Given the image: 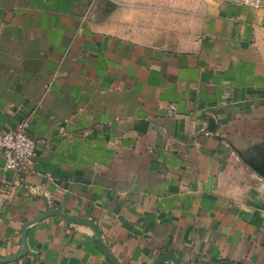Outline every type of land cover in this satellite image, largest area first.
<instances>
[{"label": "crops", "instance_id": "crops-1", "mask_svg": "<svg viewBox=\"0 0 264 264\" xmlns=\"http://www.w3.org/2000/svg\"><path fill=\"white\" fill-rule=\"evenodd\" d=\"M146 10L160 34L111 0H0V132L37 143L26 175L0 149L3 264H111L50 211L121 264H264V2Z\"/></svg>", "mask_w": 264, "mask_h": 264}, {"label": "built area", "instance_id": "built-area-1", "mask_svg": "<svg viewBox=\"0 0 264 264\" xmlns=\"http://www.w3.org/2000/svg\"><path fill=\"white\" fill-rule=\"evenodd\" d=\"M29 128V120H23L15 128L0 132L5 170L24 175L34 170L37 143Z\"/></svg>", "mask_w": 264, "mask_h": 264}, {"label": "rangeland", "instance_id": "rangeland-1", "mask_svg": "<svg viewBox=\"0 0 264 264\" xmlns=\"http://www.w3.org/2000/svg\"><path fill=\"white\" fill-rule=\"evenodd\" d=\"M112 2L120 3L122 6V16H121V31L125 34L133 33L134 26L130 23V20H134L135 18L138 19V23H140V29L142 32L146 30L152 29L153 35L160 34L161 29L163 26L161 24L164 22L160 17H156L155 15H159V12L157 13H150L146 10L147 7L153 6L154 4H163L166 3L168 0H111ZM203 1V0H202ZM259 2H264V0H256ZM186 3L192 2V0H185ZM135 10H141L137 13V15L134 13ZM140 14V15H139ZM187 16V14H186Z\"/></svg>", "mask_w": 264, "mask_h": 264}, {"label": "water", "instance_id": "water-1", "mask_svg": "<svg viewBox=\"0 0 264 264\" xmlns=\"http://www.w3.org/2000/svg\"><path fill=\"white\" fill-rule=\"evenodd\" d=\"M254 169L264 178V167H254ZM50 214H55L60 216L61 218L70 221L72 223H78V224H85L90 226L94 231H95V236H94V240L100 245L102 251L104 252L106 259L111 263V264H121L110 252V250L108 249V247L106 246L102 234L100 232L99 227L92 221L89 220H83V219H77V218H73L70 217L66 214H63L62 212H58V211H50L48 214H45L44 216L40 217L37 221H40L44 218H46L48 215ZM23 242H24V249H23V253H25L26 251V237L24 235L23 237ZM8 260H0V264H3L5 262H7ZM165 262H171L173 264H182L180 262V260L173 254V253H167L164 254L163 256H161L159 259H157L153 264H162ZM205 264H234L232 262H226V261H222V262H210V263H205Z\"/></svg>", "mask_w": 264, "mask_h": 264}]
</instances>
